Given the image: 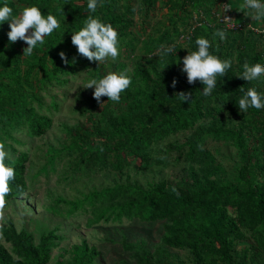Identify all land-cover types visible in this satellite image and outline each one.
<instances>
[{
	"label": "trees",
	"instance_id": "trees-1",
	"mask_svg": "<svg viewBox=\"0 0 264 264\" xmlns=\"http://www.w3.org/2000/svg\"><path fill=\"white\" fill-rule=\"evenodd\" d=\"M225 1L103 0V6L89 13L87 0H0V7L7 4L13 15L38 6L45 16L51 13L60 22L59 29L27 57L23 50L28 45L11 43L9 22L0 24V142L13 154L6 164L15 170L6 202L27 196L36 188L39 175L48 176L69 159L64 177L71 185L105 171L127 177L66 200L68 218L91 214L90 226L161 224V245L154 252L124 243L123 250L134 264H264V109L249 108L245 113L238 107L250 87L264 93V76L252 82L239 78L245 62L264 64V29L255 31L246 25L233 31L217 23L219 6ZM160 2L167 13L156 25H144ZM137 14L142 18L143 40L133 30ZM88 15L118 31L117 62L141 51L130 75L132 84L119 103L102 97L101 106L94 96L83 95L78 112L87 116L90 126H66L65 139L58 146L49 145L46 163L38 174L30 175V147L24 135L42 137L52 126V112L61 107L56 95L46 103L42 92L66 86L79 71L97 63L79 55L71 41ZM218 30L225 39L216 35ZM201 37L210 41V52L232 62L226 75L217 77L209 96L203 95L200 81L189 84L182 71L183 59L198 50L195 42ZM162 47H172L173 52L161 56ZM60 52L66 54L68 64ZM95 76H101L98 70ZM181 91L192 94V103L175 97ZM189 131L193 133L185 141L176 140ZM208 141L225 143L237 154L233 173L206 147ZM174 166L183 169V176L174 180H139L129 175L149 169L162 173ZM248 235L253 243L238 250L237 244L248 240ZM62 240L57 229L35 243L31 234L13 224L1 227L0 264H51L52 250ZM173 251H186L187 256L181 259ZM67 254L54 264H99L102 252L84 239Z\"/></svg>",
	"mask_w": 264,
	"mask_h": 264
},
{
	"label": "rangeland",
	"instance_id": "rangeland-1",
	"mask_svg": "<svg viewBox=\"0 0 264 264\" xmlns=\"http://www.w3.org/2000/svg\"><path fill=\"white\" fill-rule=\"evenodd\" d=\"M15 1L17 2V0ZM237 1L240 5L244 2V0ZM18 7L22 8L20 4H18ZM244 9L241 7L233 9L237 21L244 25L253 26L256 29H264V20L256 21L252 19L253 10L244 11ZM166 13L165 4L163 2L158 3L156 9L145 20L144 25H156ZM141 19V15L137 14L135 17L137 24L133 30L143 40L146 36L140 26ZM18 42L21 46L26 45L23 41ZM140 56L141 51L138 49L132 55L122 57L119 62L109 58L103 63H94L87 70H81L74 77H71L66 86H56L49 93L42 92L46 103L51 101L52 94L56 95L61 103V107L59 111L52 112V126L42 137L30 138L27 134L24 135L30 147L28 158L30 162H27V173L30 170V175L38 174L39 168L46 163L44 155L49 145L54 144L58 146L65 139L66 126H71L74 129L90 126L87 116L78 112L83 95L89 94L93 96L94 94V88H86L89 79H100L110 72H121L124 70H128V75H132L135 61ZM119 64L122 67H119ZM97 70L101 74L100 77L95 76ZM33 89L36 90V88ZM192 133L193 131H189L185 134H180L176 137V140L182 143ZM93 140L97 141L95 138ZM206 147L216 155L218 160L230 173H233V165L237 154L232 152L225 143L208 141ZM6 151L10 154L9 156H13L7 148ZM69 162V159L63 160L58 165L56 171H50L48 176L45 174L39 175L36 188L30 190L27 196L7 201L3 209V218L0 219V228L13 224L18 231L24 230L31 234L35 243L39 242L43 234L57 229L58 234L63 237V240L58 242L57 247L52 250L51 264L62 260L65 255H68L67 253L74 245L81 243L84 239L94 242L101 249L102 255L98 259L99 264H134L130 253L123 250L124 243L131 245L138 244L151 252H154L161 245L163 231L161 224L158 223L150 225L140 222H127L120 227L117 224H105L101 222L90 226L93 221L91 214H81L74 218H68L66 215L67 207H65L66 200L82 197L83 194H87L93 189L111 186L114 180L124 181L127 177V174L121 176L116 172L105 171L92 174L71 185L69 178L66 179L64 177ZM29 165H31L30 168ZM129 175L131 179L139 180L143 179V177L147 180H158L161 177L174 180L183 176V169L182 166H174L164 170L162 173L149 169L143 173L131 171ZM247 239L237 244L238 250L253 243L249 235ZM173 252L175 255L180 256L181 259H185L187 256L186 251Z\"/></svg>",
	"mask_w": 264,
	"mask_h": 264
},
{
	"label": "clouds",
	"instance_id": "clouds-1",
	"mask_svg": "<svg viewBox=\"0 0 264 264\" xmlns=\"http://www.w3.org/2000/svg\"><path fill=\"white\" fill-rule=\"evenodd\" d=\"M98 6H103V0H87V9L89 13H95ZM242 9L253 10L252 19L256 21L264 20V2L262 0H244L240 5ZM9 22L10 31L8 38L11 43L23 41L28 45L24 51V57L31 56L37 45L45 43V37L51 35L54 30L59 29L60 22L57 16L48 13L43 14L38 6H28L23 8L19 15H13V9L7 4L0 7V24ZM218 35L222 40L225 39V33L218 30ZM72 44L77 48L78 54L92 62L103 63L111 58L115 61L119 54V33L112 24L104 23L99 17L88 15L83 28L72 34ZM197 51L189 52L183 59L182 71L187 74V82L195 84L200 81L203 85V95L209 96L213 93L217 84L218 76H225L228 69L232 67L231 60H223L210 52L212 47L210 41L206 38L196 40ZM173 52L172 47H162L161 56ZM62 61L68 64L69 61L64 52L59 53ZM73 62H75L73 60ZM85 73V72H84ZM80 73V74H84ZM264 76V64L256 63L250 65L245 62L243 65L242 76L239 77L248 82L255 81ZM132 84V79L128 75V70L121 72H110L103 78H91L86 84L87 89L94 88V99L102 105V97H108L109 101L119 103L121 94L125 92ZM177 81L173 80L172 87L175 88ZM240 91H244L241 88ZM183 103H192V94L190 92L176 93ZM238 107L242 112H247L249 108L257 110L264 109V93L257 91L255 87H250L239 99ZM203 150V146L199 145ZM103 151V149H100ZM4 142H0V219L3 218V209L6 205V197L11 193L12 181L15 179V170L12 166L6 164L9 158ZM172 191L177 195L178 190L173 187Z\"/></svg>",
	"mask_w": 264,
	"mask_h": 264
},
{
	"label": "built area",
	"instance_id": "built-area-1",
	"mask_svg": "<svg viewBox=\"0 0 264 264\" xmlns=\"http://www.w3.org/2000/svg\"><path fill=\"white\" fill-rule=\"evenodd\" d=\"M219 10L220 12L217 14L216 21L217 23L223 25L227 30L239 31L246 26L237 21L233 11L231 10L229 4H227L226 1L219 6ZM255 31H258V29H255Z\"/></svg>",
	"mask_w": 264,
	"mask_h": 264
},
{
	"label": "crops",
	"instance_id": "crops-1",
	"mask_svg": "<svg viewBox=\"0 0 264 264\" xmlns=\"http://www.w3.org/2000/svg\"><path fill=\"white\" fill-rule=\"evenodd\" d=\"M227 4H229L231 10L235 9V7L240 8V4H238L237 0H227Z\"/></svg>",
	"mask_w": 264,
	"mask_h": 264
}]
</instances>
